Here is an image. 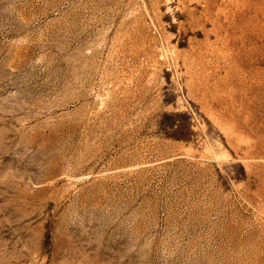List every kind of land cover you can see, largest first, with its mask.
I'll return each instance as SVG.
<instances>
[{"label":"rangeland","instance_id":"1","mask_svg":"<svg viewBox=\"0 0 264 264\" xmlns=\"http://www.w3.org/2000/svg\"><path fill=\"white\" fill-rule=\"evenodd\" d=\"M0 264H264V0H0Z\"/></svg>","mask_w":264,"mask_h":264}]
</instances>
